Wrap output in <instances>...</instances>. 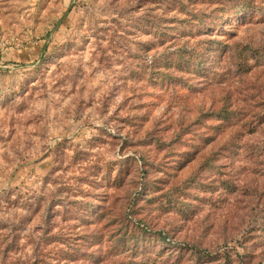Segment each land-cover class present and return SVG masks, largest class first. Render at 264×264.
Instances as JSON below:
<instances>
[{"label":"rangeland","instance_id":"rangeland-1","mask_svg":"<svg viewBox=\"0 0 264 264\" xmlns=\"http://www.w3.org/2000/svg\"><path fill=\"white\" fill-rule=\"evenodd\" d=\"M218 1L0 0V264H264V0Z\"/></svg>","mask_w":264,"mask_h":264},{"label":"trees","instance_id":"trees-1","mask_svg":"<svg viewBox=\"0 0 264 264\" xmlns=\"http://www.w3.org/2000/svg\"><path fill=\"white\" fill-rule=\"evenodd\" d=\"M218 3H221L223 4L221 9L223 10H229V13L230 12H233V13H230L229 15L231 17H235V14H241L244 10H246V8L248 6H250V0H220L218 1ZM214 4V3H213ZM215 20L213 19L211 21V23L209 24H214ZM198 25L194 26V29H197L198 27H203V26H206L208 23H206L205 21H199V23H197ZM225 114H220L219 117H217L218 119L217 120H220ZM209 140V139H208ZM82 211L87 214L86 210L82 209ZM101 214V213H100ZM100 221L102 222V220H105L106 219V215L104 213H102V215H96ZM103 217V218H102ZM123 221L125 222L124 223V234L126 235L129 231V223L131 222L129 220V218L126 216L123 217ZM121 232V230L119 231ZM121 233H118L116 235H114L113 238H117L119 237ZM140 247L136 246V250H139Z\"/></svg>","mask_w":264,"mask_h":264}]
</instances>
